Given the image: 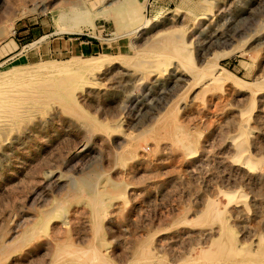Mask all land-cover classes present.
<instances>
[{"label":"rangeland","instance_id":"rangeland-1","mask_svg":"<svg viewBox=\"0 0 264 264\" xmlns=\"http://www.w3.org/2000/svg\"><path fill=\"white\" fill-rule=\"evenodd\" d=\"M127 2L0 0V73L60 64L0 125V242L36 219L0 264H264V0Z\"/></svg>","mask_w":264,"mask_h":264},{"label":"bare ground","instance_id":"bare-ground-1","mask_svg":"<svg viewBox=\"0 0 264 264\" xmlns=\"http://www.w3.org/2000/svg\"><path fill=\"white\" fill-rule=\"evenodd\" d=\"M127 2V0H126ZM128 3V2H127ZM123 1L120 2L119 4L117 5H114L112 8L110 9H106V10H103L102 12L98 13L96 16H100L101 14L109 11V12H113L116 8L117 9H121L123 6H122ZM144 5L140 2H137L135 1L134 3H131L128 5V7L124 10H122V13L125 14L126 16H128L129 14H132L133 12H135V14L133 15L132 19L130 20L132 22V26L137 23H139L140 21V17H139V11H142ZM138 13V14H137ZM95 16V17H96ZM87 18H89V16H87ZM61 20L62 21H66V16L65 15H62L61 17ZM80 20V19H79ZM81 22V20H80ZM82 23V22H81ZM81 25V24H80ZM93 25V24H92ZM133 26V27H134ZM81 28V27H80ZM76 31V30H75ZM177 31H181L179 29H177ZM178 39V38H177ZM177 39H175L174 41H170V40H164L162 43L160 42H156L154 45L155 47H157L156 49L157 50H154L155 52H157V58L155 59V61L152 63V64H148V60L145 59V55H143L142 59L139 61V65L140 66H145V67H152V66H162V65H167L166 62H167V59H169V57L171 55H174V54H178V53H181V54H188V50H187V46L185 45V40H183L182 42H179L177 41ZM147 56V54H146ZM188 56V55H187ZM103 58V57H102ZM190 58V56H189ZM100 60V57H84V58H75L73 60H70L71 64H76L79 65L80 63H83L84 62V65L83 66V69H87V65L90 63V62H93V61H98ZM191 62V60H190ZM48 65H50L49 67L51 68L53 66H56L58 67L60 64H56V63H46V64H42V65H32L26 69H21V68H14V69H10L9 67H6L3 69V71H1L0 73V125L5 123L6 121H8V118L11 116L10 112L9 111V107L13 106L14 105H17V104H13V102L15 101V96L16 94L18 95H21L20 93H23L25 91H28L30 90V88L33 86V84H35L36 80L38 79V77L36 75H32V73L34 71H37V70H41L43 71L44 68H46ZM12 67V66H10ZM14 67V66H13ZM12 67V68H13ZM69 67H71L70 65H68V69ZM66 68V66L64 67ZM49 68H46L45 70H47ZM80 69V68H79ZM82 69V68H81ZM80 69V70H81ZM70 70V69H69ZM64 71H67L64 69ZM82 77V76H81ZM80 78V76H79ZM82 79V78H81ZM183 79V78H182ZM214 79V78H213ZM80 80V79H79ZM71 83V82H70ZM33 91V90H32ZM47 92V91H46ZM27 93V92H26ZM31 94V93H30ZM18 95V96H19ZM25 95V93H24ZM23 95V96H24ZM27 95V94H26ZM29 95V94H28ZM22 96V95H21ZM20 96V98H21ZM24 97H28V96H24ZM33 97V96H32ZM56 98V97H55ZM19 99V98H18ZM16 99V100H18ZM20 100H23L25 102V98H21ZM27 101V99H26ZM17 102V101H16ZM38 102V101H37ZM21 105V103H20ZM17 109V112H21V107L19 106L18 104V107H20L21 110L18 111V107L15 106ZM14 107V109H15ZM26 106H24L25 108ZM29 107V106H28ZM27 108V107H26ZM13 109V110H14ZM11 110V109H10ZM15 111V110H14ZM13 111V112H14ZM24 111V110H23ZM16 112V113H17ZM26 113V112H25ZM15 115V113H12V115ZM21 114H23L21 112ZM21 116V115H20ZM17 117V116H15ZM10 120V119H9ZM11 124V123H10ZM13 125V124H12ZM2 126V125H1ZM5 129V128H4ZM78 188L75 187V185H71L69 186V188L67 189L68 192H74L75 190H77ZM73 195V194H72ZM89 195V194H88ZM93 195V193H92ZM70 197V195H68ZM42 211V210H41ZM44 213V212H43ZM49 214V213H48ZM45 215V214H44ZM215 216V215H214ZM42 217V216H41ZM48 217V216H47ZM46 215H45V218H47ZM36 218V217H35ZM43 218V219H45ZM48 219V218H47ZM46 219V220H47ZM40 220V219H39ZM42 221V220H41ZM44 221V220H43ZM45 222V221H44ZM44 222L42 224H44ZM24 222L20 223V224H17L16 226H13V228H15L13 230V233L10 232L8 234V236L6 238H3L2 241L0 242V255L1 254H4L6 252H8L9 250L13 249L14 247H16V245L22 241V240H26L29 235L31 234V231L34 229V226L36 227V219H34L32 225L30 226H22L23 229L22 230H19V229H16L18 226H20L21 224H23ZM39 224V223H37ZM62 224V223H61ZM46 226V225H45ZM40 227V226H39ZM43 227V226H42ZM45 228V227H44ZM36 229V228H35ZM98 229V228H97ZM36 230H39V229H36ZM98 231V230H97ZM100 237V236H99ZM99 243V244H98ZM96 243L94 246L92 245V248L90 250V253H89V256L91 257H95V256H102L103 257V254L98 250V245H102V241L101 242H98ZM104 244V243H103ZM78 246V245H76ZM76 246H70L69 249H66L69 253L70 252H78V251H84V248L83 247H76ZM87 247V245H86ZM85 247V248H86ZM87 249V248H86ZM89 249V247H88ZM67 253V252H66ZM55 252H52V253H45L44 255H42L41 257H39L38 259V263H35V264H48L50 263L51 264V261L54 259V258H58L56 257V255H54ZM96 258V257H95ZM98 258V257H97ZM150 263V262H148ZM147 263V264H148ZM141 264V263H140ZM145 264V263H143Z\"/></svg>","mask_w":264,"mask_h":264},{"label":"crops","instance_id":"crops-1","mask_svg":"<svg viewBox=\"0 0 264 264\" xmlns=\"http://www.w3.org/2000/svg\"><path fill=\"white\" fill-rule=\"evenodd\" d=\"M33 26L26 27L25 29L23 28L24 31H28L32 28ZM19 33V30L17 31V34ZM73 47L79 51H92L93 49H97L99 46V43L92 38H88L86 36H79L77 39L74 41Z\"/></svg>","mask_w":264,"mask_h":264}]
</instances>
